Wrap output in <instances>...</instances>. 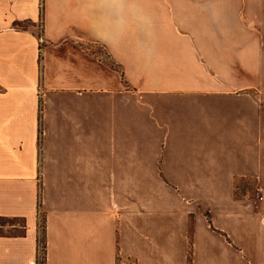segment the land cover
I'll return each mask as SVG.
<instances>
[{
  "label": "crops",
  "instance_id": "obj_1",
  "mask_svg": "<svg viewBox=\"0 0 264 264\" xmlns=\"http://www.w3.org/2000/svg\"><path fill=\"white\" fill-rule=\"evenodd\" d=\"M100 12L0 0V219L23 221L0 233V264H39L42 244L44 264H264V84L199 69L178 25L169 39L130 18L101 39ZM67 43L100 46L122 86L52 58ZM241 178L258 200L235 195Z\"/></svg>",
  "mask_w": 264,
  "mask_h": 264
},
{
  "label": "rangeland",
  "instance_id": "obj_2",
  "mask_svg": "<svg viewBox=\"0 0 264 264\" xmlns=\"http://www.w3.org/2000/svg\"><path fill=\"white\" fill-rule=\"evenodd\" d=\"M136 7L146 9L151 26L164 38H177L174 26L188 32L185 44L194 61L204 60L199 69L204 72H232L242 81L264 84V0H136ZM216 8L218 22L211 28L208 12ZM226 9V14L224 12ZM146 13V14H147ZM211 14V13H210ZM226 16V21L223 19ZM242 17V20L240 19ZM27 21V20H26ZM32 27V24L24 23ZM177 26V27H178ZM41 37V24L36 25ZM208 41L213 45L215 56L208 54ZM43 43V40L42 42ZM52 58L72 59L87 70L89 86L118 88L122 86L121 69L94 44L78 45L67 43L58 49H51ZM226 63L220 70V58ZM210 64V66H209ZM83 70V69H82ZM84 73V72H83ZM82 73V78H83ZM256 75V76H254ZM100 79V80H99ZM238 194L245 186L253 190L252 198L259 199L254 180L238 182ZM15 224L13 228L11 225ZM21 219H0V233L21 231ZM41 240L44 243V214L41 213ZM39 264H44V246ZM119 264H123L119 262ZM133 264V262H129Z\"/></svg>",
  "mask_w": 264,
  "mask_h": 264
},
{
  "label": "clouds",
  "instance_id": "obj_3",
  "mask_svg": "<svg viewBox=\"0 0 264 264\" xmlns=\"http://www.w3.org/2000/svg\"><path fill=\"white\" fill-rule=\"evenodd\" d=\"M100 17L95 24L97 35L106 41L115 42L128 27L129 19L148 30L151 20L142 10L130 7V0H98Z\"/></svg>",
  "mask_w": 264,
  "mask_h": 264
},
{
  "label": "trees",
  "instance_id": "obj_4",
  "mask_svg": "<svg viewBox=\"0 0 264 264\" xmlns=\"http://www.w3.org/2000/svg\"><path fill=\"white\" fill-rule=\"evenodd\" d=\"M24 23H29V24H32V25L34 24L31 20H27V21L25 20V21H17V22H15V26H16V27H19V28H26V27L24 26ZM241 180H249V178H241V179L235 181V195H236L237 197H245V196L252 197L250 194H253V193H252L253 190H252V188L249 187V186H245V188H244L242 194H238V192H237V189L239 188V186H238V182L241 181ZM254 181H255V180H254ZM255 183H256V191H258V190H257V182L255 181ZM2 219H3V218H2Z\"/></svg>",
  "mask_w": 264,
  "mask_h": 264
}]
</instances>
